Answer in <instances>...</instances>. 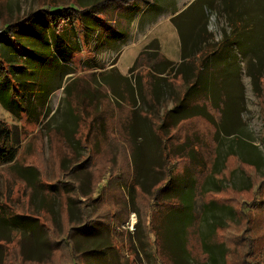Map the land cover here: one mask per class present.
Listing matches in <instances>:
<instances>
[{
	"label": "trees",
	"instance_id": "16d2710c",
	"mask_svg": "<svg viewBox=\"0 0 264 264\" xmlns=\"http://www.w3.org/2000/svg\"><path fill=\"white\" fill-rule=\"evenodd\" d=\"M95 1L49 0L20 17L0 23V102L14 119L19 120L22 116H25L34 122L38 121L41 116L46 117L50 114L51 109L48 107V102L55 91L63 88L66 94H73L71 83L74 80L70 79L71 74L76 71L73 55L81 52L83 46L90 48L89 50L95 56L111 49L118 53L120 48L129 40V32L125 28L114 23L111 25V22L105 24L106 18L103 16L104 10L102 8V1L104 0L101 2ZM248 2H251V0H248ZM194 6H197V12L192 14L191 19L194 15L198 18V26L195 29L184 30L182 24L177 23V18L172 20L178 28L181 41L179 67L168 58L163 57L154 60L158 56V52L148 53L146 50L139 52L129 68L128 74H122L115 66V61L111 62L109 68H106L103 62L96 61L94 57L90 58V62H83L87 69H97L99 71V86L108 87L109 93L117 101H119L118 99L123 100L126 96L128 98L130 115L124 128L131 145L132 174L128 182H125V186L133 189L131 195L133 202L136 203L138 197L136 188L149 198L148 207L153 211L147 219V224L141 216L138 224H140V230L146 243H149V237L152 236V242L150 243L153 245L151 253L154 264H192L194 262L186 247L184 235L185 230L192 227L196 221L195 201L198 195L211 191L218 193L229 187L232 191L251 188V185L236 188L232 183V176L226 180L228 184L220 183L222 178L220 180L218 178L216 182L212 183V187H208L207 179L208 181L210 178L215 179L214 175L221 171L217 167L216 158L212 163L209 177L201 181L202 170L206 167L205 158L203 156H200L201 159L197 157V155H200L201 149L193 145V141L190 140L189 136H185L179 142V137L176 134L183 122L202 117L216 125L214 139L215 135L218 137V122L214 120L206 102L220 111L222 122L224 119L228 120L224 113V105L232 97L220 84L225 82L229 76L222 71L224 65L221 61L224 58L223 53L227 56L228 48L237 51L241 57L246 56V59H250L253 66L251 68L246 67V74L250 77L254 88H258L261 79L264 78V60L260 61L258 55L261 51L255 52L248 42V37L251 36L249 30L251 29L252 20H245L247 14L245 6L237 3L229 5L228 0H220L218 6L213 5L211 0H195L187 11H190ZM143 8H145L144 13L151 16L162 10L161 5L151 8L150 6H144ZM246 8L249 10L248 6ZM137 9L134 13L129 14L124 11L122 17H125L127 22H132L142 12V9L139 11ZM207 10H215L218 15L224 16L229 27L228 30L221 28L220 38L217 40H214L211 31L208 30L209 15L206 13ZM104 27L110 33L103 34L101 30ZM261 36L264 38V34ZM116 42L120 43L121 46L117 49L112 48L111 44H116ZM192 50L197 51L190 54ZM198 52L202 55L200 56ZM143 54L146 56L148 67L145 86H143L145 83H142L140 74L134 73L137 66L142 65L139 56ZM238 72H241V66L233 74L231 72L229 77L233 76L234 79ZM178 77L181 79V83L176 85L172 80ZM164 82L171 88L172 93L167 99L159 100V93L162 84L164 86ZM217 84L220 85V88L216 90ZM179 86L184 87L182 92L178 90ZM202 88L208 92H206L207 100L204 103H201V96L199 95ZM148 96L149 98H147ZM209 96L211 97L209 98ZM76 98L78 100V97ZM139 99L144 100L146 109L140 108L138 110ZM167 100L171 101V106L159 113L156 110V107H159L158 103ZM243 107L238 105L237 110L242 112ZM80 121L81 116L78 112V106L68 103L64 121L56 127L75 156H81L80 149H87V146L82 144L81 137L77 136ZM229 122L231 128L228 126L226 130L237 131L233 134L238 135L236 138H233L234 135L226 136L232 137L233 142L228 141L224 150V158L230 153L236 152L234 151V143L240 146L238 138L241 136V126H237L233 119ZM233 123H235V126ZM223 128L225 127L223 126ZM217 137L216 151L219 144H224L226 141L221 133L218 139ZM101 138L103 140L107 138V130L101 115L97 114L91 119L84 141L87 143L92 139V145L98 142L96 145L100 146ZM18 145V133L10 131L6 124L0 122V164L10 163L15 159ZM249 145L252 148H249L244 154L248 155L250 152H255L262 157L255 146L256 144ZM148 151L151 152L148 154ZM154 153L157 155L155 157L157 160L150 165L152 159L149 156ZM173 157L187 158L194 164L191 162L184 163L180 169H177L176 164H169L170 159ZM243 158L245 160V157L241 155V160ZM144 164L147 168H153L154 171H156L155 165L158 166V171L163 174V177L156 179L148 189H144L141 184L134 182L136 174L140 172L141 168L145 167ZM92 167V156L88 151V155L83 160L73 163L72 167L66 172H70L72 176L81 171L86 172L89 191L81 196V182L74 176L72 182L63 181L61 186L48 184V190H44L43 184L39 181V171L33 166L22 168V176L31 177L30 180L21 177L26 184L30 183L29 186L32 184L31 188L34 190L44 191L43 196H41V208L37 213L30 216L27 215L28 213H12L8 209L0 207V231L20 230L29 234L35 229L43 231L48 242L49 251L44 258H29L23 255L21 252L22 245H19L21 250H19V262L8 261L3 263V259L0 264H83L84 250H80L76 246L74 238L87 233L95 225L111 229L103 224L104 217L93 216L89 211H86L90 202H96L99 199V197L92 198V194L95 192V175H98V172L95 173ZM112 170L110 167V171ZM141 173L143 172L141 171ZM262 184L264 185V180ZM261 185L257 187L255 193ZM60 190L68 194L65 196L64 205L69 221L72 222L69 213L70 203L79 205L81 218L79 223L69 227L67 240L64 241L61 247L59 240L52 238L56 228L52 226V229H50L40 219L42 214L47 215L52 225L60 227L63 210V202L57 196ZM72 192H75L76 195L74 196ZM45 193L49 195H45ZM81 197L84 198L81 199ZM55 198L59 201L58 222L53 217ZM229 201V198L220 195L215 199L211 198L203 202L201 208H205L206 211L228 210L235 215L238 212L243 213L242 209L237 212L236 208H254L255 206L256 208H264V200L261 203L257 202V199L251 202L243 201L241 205H235V203ZM174 208L181 209L180 214L176 217L170 216ZM169 221L170 227H173L176 221L180 223L181 243L177 252L169 239ZM221 227L224 226L217 225L207 235H202V248L205 254L208 252L206 254L207 258L213 264L215 262V250H217L218 258L221 257V264H230L227 255H230L231 251L227 244L246 243L248 247H252L254 240L251 236L245 235L244 232L228 240L217 237L216 230ZM0 238L7 239L1 233ZM57 251H61L65 258L53 260V256ZM245 263L249 264L246 261ZM255 264L262 263L255 262Z\"/></svg>",
	"mask_w": 264,
	"mask_h": 264
},
{
	"label": "rangeland",
	"instance_id": "374dc122",
	"mask_svg": "<svg viewBox=\"0 0 264 264\" xmlns=\"http://www.w3.org/2000/svg\"><path fill=\"white\" fill-rule=\"evenodd\" d=\"M47 1L49 0H0V23L20 17ZM101 1L96 0L95 2ZM173 1L175 0L102 1L103 16L106 18L105 24L111 22V25L114 23L125 28L129 32V40L121 47L122 49L120 48L119 55H116L115 50L111 49L112 55L110 53L107 55L100 54L95 57L96 60H102L106 68L111 67V61H115L117 69L122 74H128L136 53L138 55L140 51L146 50L148 53L158 52V56L154 60L163 57L168 58L175 61L176 66L179 67L181 51L177 47L176 32L168 19V15H166L170 12ZM180 1L176 0L175 4H179ZM228 2L229 5L237 3L245 6L247 11L245 20H252L251 29L249 30L251 36L248 37V42L255 52L261 51L258 55L259 60L263 61L264 38L261 35L264 34V0H251V2H248V0H228ZM159 4L163 9V13H165V17L158 19L156 22L152 23L148 20L151 17L150 14L146 15L144 22L142 19L140 22H127L125 17H122L124 11L129 14L134 13L136 8L139 11L144 6H150L151 8L160 6ZM246 5L249 10H247ZM194 12H197V6H194L179 18L184 30H193L198 26L197 16L194 15L191 19ZM221 28L224 30L229 28L225 18H216L214 14L209 13L208 30L211 31L214 40L220 38ZM101 32L103 34L110 33L105 27ZM119 46L121 44L118 42L111 44V47L115 49ZM89 49L87 46H83L81 52L73 55L74 67L76 68V71L70 77L74 80L71 83L73 94H66L63 88L55 91L48 102V107L51 109L48 116H41L35 122L25 116L16 120L0 102V122L6 124L10 131L18 133L19 140L15 159L10 163L0 164V207L8 209L12 213H28L27 215L30 216L37 213L41 208V196H43L44 191L32 189V184L29 186L30 183L26 184L24 179L21 178L31 179L30 176H22V168L26 166H33L39 171V181L43 184L44 190H48V184L61 186L63 181L72 182L75 177L81 182L80 196L86 194L89 191L86 172L81 171L74 174V177L70 172H66L72 167L73 163L83 160L89 151L92 156V168L95 173L98 172V175H95V192L92 194V198L99 197V199L96 202H90L86 211H89L93 216L104 217L103 224L111 229L95 225L87 233L74 238L76 246L80 250H84L83 264H154L151 253L153 245L150 243L152 242V236L149 237V243H146L140 230V224H138L140 216L147 224V219L153 211L148 207L149 198L136 188L138 197L135 203L131 200L133 189L125 186V182H128L132 174L131 145L124 128L130 115L128 98L127 96L123 100L117 98L119 100L117 101L109 93L108 87L99 86V71L97 69H87L85 63H83L84 61L90 62V58L94 57ZM228 50L227 56L223 53L224 58L221 61L224 69L222 71L230 76L231 72L233 74L241 66V72H238L234 79L233 76L231 78L228 76L225 82L220 83L223 89L232 97L224 105V113L228 120L224 119L222 122L220 111L206 102L208 110L214 120L218 122V137L215 135L214 139L216 125L202 117L183 122L176 134L179 137V142L185 136H189L190 140L193 141V145L201 149L200 155H197V157L201 159L203 156L206 162V167L203 168L201 173V181L209 177L212 163L216 158L217 167L221 171L214 175L215 179L210 178L209 181L207 179L208 187H212V183L216 182L218 178L219 180L222 178L220 183L228 184L226 180L234 176L232 183L236 188H241L243 185V187L251 185V188L232 191L229 187L218 193L211 191L198 195L195 201L196 221L192 227L185 230L184 235L186 247L192 260H194L192 264H213L207 258L206 254L208 252L205 254L203 251L201 237L207 235L220 224L224 227L217 228V237L228 240L244 232L245 235L251 236L254 240L252 247H248L246 243H228L231 254H228L227 257L230 264H246L245 261L249 264L264 263V208H256V206L254 208H236L237 212L243 210V213L238 212L236 215L228 210L206 211L205 208H201L203 202L211 198L215 199L220 195L229 198V202L235 203V205H241L243 201L251 202L254 199H257L259 203L264 200V185L262 184L264 180V78L261 79L259 87L254 88L250 77L246 74V67L251 68L253 66L250 59H246V56L241 57L232 48H228ZM196 51L192 50L190 54H194ZM145 58V54L139 56L142 65L137 66L134 72L140 74L142 83H145L143 86L146 85L148 69ZM172 82L179 85L181 79L178 77L173 79ZM219 88L220 85L217 84L216 90ZM178 90L182 92L184 87L179 86ZM206 92L207 90H203V88L199 91L201 103L207 100ZM171 93V88L164 82V86L162 84L159 93V100L167 99ZM76 97H78V100ZM68 103L74 106L77 105L81 116L77 136L81 137L82 144H85L88 149H80L81 156H75L62 134L56 129L57 125L64 121ZM158 105L159 107H156V110L161 113L171 106V101H163ZM238 105L245 106L242 112L237 110ZM140 108L146 109L143 99L138 100V110ZM97 114L101 115L107 130V138L105 140L101 138L100 146L96 145L98 142L92 145V139L87 143L84 141L91 119ZM232 119L235 120L237 126H241V136L238 138L240 146L234 143V151L236 152L230 153L224 158V150L228 141L233 142L232 139L238 135L233 134L234 130H226L230 125L229 120ZM233 124L235 126V123ZM229 127L231 128V126ZM220 133L226 141L224 144H219L216 151V137L218 139ZM231 135H234V137H226ZM252 143L256 144L255 146L262 157L255 152H250L248 155L244 154L249 148H252L249 145ZM150 152L148 151V154ZM241 155L245 157V160L244 158L241 160ZM156 156L155 153L150 154L149 158L152 159L150 165L157 160ZM188 162L193 163L187 158L173 157L170 159L169 164H176V168L180 169L182 164ZM144 165L146 167V164ZM110 167L113 169L112 171H110ZM145 167L141 168L140 172L136 174L134 182L141 184L144 189H148L156 179L162 178L163 174L158 171L159 168L156 165V171L151 167H146V169ZM259 185L261 187L255 193ZM76 193L79 195L78 192ZM72 194L76 195L75 192H72ZM45 195L49 194L45 193ZM66 195L68 194L63 190H60L57 194L63 202L60 227L52 225L47 215L42 214L40 218L50 229H52V226L56 228L52 238L59 240L60 247L67 240L69 227L81 221L77 203H70L69 205L72 222L69 221L64 205ZM57 198L54 200L55 208H53V217L56 222H58L59 211ZM83 198L81 197V199ZM179 211H181L180 208H174L170 216L176 217L180 214ZM132 216H134L135 222L131 225ZM179 228L180 223L176 221L174 226L168 230L169 239L176 248V252L180 249L181 243V236L179 235L181 230ZM0 233L7 238H0V262L3 259V263L8 261L19 262V245H22V251H20L25 257L44 258L48 254L49 246L43 231L35 229L29 234L20 230H11L10 232L3 230ZM214 257V264H221V257L218 258L217 250L214 251ZM64 258L61 251H57L53 256V260Z\"/></svg>",
	"mask_w": 264,
	"mask_h": 264
},
{
	"label": "crops",
	"instance_id": "0c3cea01",
	"mask_svg": "<svg viewBox=\"0 0 264 264\" xmlns=\"http://www.w3.org/2000/svg\"><path fill=\"white\" fill-rule=\"evenodd\" d=\"M212 1V3H213V5H216V6H218L219 5V3H220V0H211ZM175 2H176V0L175 1H173V5H172V8L170 9V12H168L166 15H168V19H169V21H170V23L172 24V26H173V28H174V31L176 32V43H177V47H178V50L179 51H181V41H180V36H179V33H178V28H177V26H176V24L172 21L174 18L176 19L177 18V23H180L179 22V18L184 14V13H186V11L188 10V8L195 2V0H181L180 1V3L179 4H175ZM145 10V8H142V12L141 13H139L135 18H134V20L133 21H137V22H140L141 21V19H142V21L144 22L145 21V19H146V15L147 14H145L144 11ZM144 13V14H143ZM206 13L209 15V13L210 14H214L215 16H216V18L217 17H224V16H222V15H218V13H217V11H210V10H207L206 11ZM143 14V15H142ZM165 13H163V9L162 10H160L159 12H157V13H155V14H153V16H151L150 18L151 19H148V20H150L152 23L153 22H156L158 19H160V18H162V17H165V15H164ZM223 14V13H222ZM149 15V14H148ZM132 21V22H133ZM122 49V48H121ZM121 49H120V51H121ZM119 51V52H120ZM119 52L118 53H115L116 55H119ZM110 53V55H112L113 53H112V51L111 50H105V51H103L102 53H99V54H96L95 56H94V59L96 60V56L97 55H100V54H104V55H107V54H109ZM136 56H137V53H136ZM136 56H135V58H136ZM109 58V57H108ZM134 58V59H135ZM96 61H98V62H103L102 60H96ZM173 61V60H172ZM112 62V61H111ZM175 62V61H174ZM234 178V176L232 177V179Z\"/></svg>",
	"mask_w": 264,
	"mask_h": 264
},
{
	"label": "bare ground",
	"instance_id": "6f19581e",
	"mask_svg": "<svg viewBox=\"0 0 264 264\" xmlns=\"http://www.w3.org/2000/svg\"><path fill=\"white\" fill-rule=\"evenodd\" d=\"M134 222H135V219H134V216H132L131 221H130L131 225L134 224Z\"/></svg>",
	"mask_w": 264,
	"mask_h": 264
}]
</instances>
